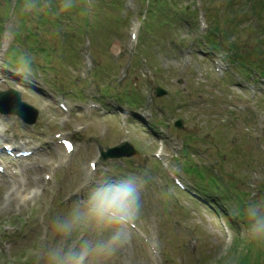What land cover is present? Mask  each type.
<instances>
[{
    "label": "rangeland",
    "instance_id": "rangeland-1",
    "mask_svg": "<svg viewBox=\"0 0 264 264\" xmlns=\"http://www.w3.org/2000/svg\"><path fill=\"white\" fill-rule=\"evenodd\" d=\"M25 2L0 0V92L40 115L28 126L0 113V141L38 150L0 156V264H44L52 218L127 177L141 185L129 238L92 264H264L242 215L264 201V0ZM125 141L139 154L100 160Z\"/></svg>",
    "mask_w": 264,
    "mask_h": 264
},
{
    "label": "clouds",
    "instance_id": "clouds-1",
    "mask_svg": "<svg viewBox=\"0 0 264 264\" xmlns=\"http://www.w3.org/2000/svg\"><path fill=\"white\" fill-rule=\"evenodd\" d=\"M40 0H26L23 9L32 12ZM72 0H63L69 8ZM31 62L18 57L16 74L26 79ZM141 185L135 177L97 184L66 212L52 218L54 239L42 253L44 264H92L94 258L109 257L125 244L130 227L140 210ZM242 215L246 220L244 237L264 244V201L252 202Z\"/></svg>",
    "mask_w": 264,
    "mask_h": 264
},
{
    "label": "water",
    "instance_id": "water-1",
    "mask_svg": "<svg viewBox=\"0 0 264 264\" xmlns=\"http://www.w3.org/2000/svg\"><path fill=\"white\" fill-rule=\"evenodd\" d=\"M156 93L158 96L166 94L159 88L156 89ZM0 112L7 115H16L28 124H34L39 116L38 110L24 103L21 100L19 93L11 89L8 92L0 93ZM178 125L182 127L181 122H178ZM135 153L136 152L133 150L132 146L126 143L123 146L110 150L108 153L104 154V160L131 156Z\"/></svg>",
    "mask_w": 264,
    "mask_h": 264
},
{
    "label": "bare ground",
    "instance_id": "bare-ground-1",
    "mask_svg": "<svg viewBox=\"0 0 264 264\" xmlns=\"http://www.w3.org/2000/svg\"><path fill=\"white\" fill-rule=\"evenodd\" d=\"M134 32H135V33H136V32L138 33V31H137V28H136V27L134 28ZM29 144H31V142H29ZM17 151H19V149H18ZM162 156H165V154H163Z\"/></svg>",
    "mask_w": 264,
    "mask_h": 264
}]
</instances>
